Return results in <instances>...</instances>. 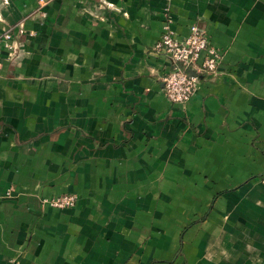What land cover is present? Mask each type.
Instances as JSON below:
<instances>
[{"label": "crops", "instance_id": "1", "mask_svg": "<svg viewBox=\"0 0 264 264\" xmlns=\"http://www.w3.org/2000/svg\"><path fill=\"white\" fill-rule=\"evenodd\" d=\"M168 17L222 52L183 104ZM7 30L0 264H264V0H0Z\"/></svg>", "mask_w": 264, "mask_h": 264}, {"label": "built area", "instance_id": "2", "mask_svg": "<svg viewBox=\"0 0 264 264\" xmlns=\"http://www.w3.org/2000/svg\"><path fill=\"white\" fill-rule=\"evenodd\" d=\"M3 47L10 50L14 47L10 30L0 35V51ZM152 50L164 54L170 62L171 68L162 80L164 93L171 103L187 102L203 78L219 73L222 52L210 43L205 30L196 23L190 26L187 36L178 38L168 17ZM76 201L74 194L64 193L46 202L65 208L73 207Z\"/></svg>", "mask_w": 264, "mask_h": 264}, {"label": "water", "instance_id": "3", "mask_svg": "<svg viewBox=\"0 0 264 264\" xmlns=\"http://www.w3.org/2000/svg\"><path fill=\"white\" fill-rule=\"evenodd\" d=\"M193 74V72H191Z\"/></svg>", "mask_w": 264, "mask_h": 264}]
</instances>
